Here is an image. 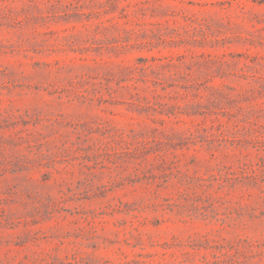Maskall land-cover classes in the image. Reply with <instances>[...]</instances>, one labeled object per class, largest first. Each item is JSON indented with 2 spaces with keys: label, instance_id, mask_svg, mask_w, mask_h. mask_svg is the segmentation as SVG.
<instances>
[{
  "label": "rangeland",
  "instance_id": "374dc122",
  "mask_svg": "<svg viewBox=\"0 0 264 264\" xmlns=\"http://www.w3.org/2000/svg\"><path fill=\"white\" fill-rule=\"evenodd\" d=\"M0 264H264V0H0Z\"/></svg>",
  "mask_w": 264,
  "mask_h": 264
}]
</instances>
